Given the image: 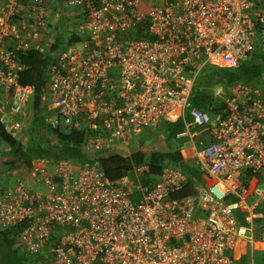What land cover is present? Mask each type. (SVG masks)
Listing matches in <instances>:
<instances>
[{"label":"built area","instance_id":"2783aa9c","mask_svg":"<svg viewBox=\"0 0 264 264\" xmlns=\"http://www.w3.org/2000/svg\"><path fill=\"white\" fill-rule=\"evenodd\" d=\"M61 2L73 9L65 26L58 0H0L4 129L23 139L32 120L20 55L58 46L41 95L50 129L86 125L97 135L83 148L99 153L182 119L177 137L193 152L184 163L205 182L174 197L189 182L182 167L147 184L145 163L118 180L97 162L26 167L0 192V227H20L15 248L45 264H255V252L264 256V72L219 86L224 106L212 115L191 94L209 68L264 56V0Z\"/></svg>","mask_w":264,"mask_h":264},{"label":"trees","instance_id":"16d2710c","mask_svg":"<svg viewBox=\"0 0 264 264\" xmlns=\"http://www.w3.org/2000/svg\"><path fill=\"white\" fill-rule=\"evenodd\" d=\"M138 36L140 33L137 34ZM77 39H75L76 41ZM58 50V46H53L47 53L38 51H30L20 55V61L25 66L24 70L18 75V81L22 85H31L34 87V94L31 99V108L33 116L30 124V140L28 145L29 154L24 157L22 166L32 167V163L37 160H48L57 162L62 159L72 161L77 165L98 163L102 171L110 180H118L125 176L135 164L145 163L149 167L147 177L144 180L147 184L150 180H154L162 170L166 167H182L188 175L187 187L174 195V197H183L195 194L194 184L199 182L204 184L205 179L202 172L190 163H184V157L181 149L186 145V137L178 138L177 136L185 131V122L163 121L159 126L163 132L167 149H157L148 151L147 149L138 147L139 143L147 140V136L129 149L118 151H104L92 153L86 151L83 146L88 136H96L89 127L78 123L68 128H59L52 130L46 124V120L41 113L45 112L41 105L42 89L46 84L48 77V67L54 60V53ZM264 72V56L254 55L250 60L242 62L237 68L233 69H214L209 68L205 73V81L196 83L191 94V103L194 107L199 108L206 113L212 115L221 110L224 106L222 100L215 96L212 91H204L200 87L203 82L213 86L226 87L235 82L255 83L258 82L261 74ZM214 82V83H213ZM45 120V121H44ZM187 122L192 118L187 117ZM26 132L24 133L25 137ZM51 136L53 139H51ZM23 137V138H24ZM20 137L9 134L0 123V146L8 148L10 151L21 153L23 145ZM25 146V145H24ZM28 152V151H27ZM10 163H7V166ZM21 165L16 166L19 168ZM20 232V227L2 228L0 227V264H33L35 259L41 256H33L28 258L27 253L19 252L15 248Z\"/></svg>","mask_w":264,"mask_h":264},{"label":"rangeland","instance_id":"374dc122","mask_svg":"<svg viewBox=\"0 0 264 264\" xmlns=\"http://www.w3.org/2000/svg\"><path fill=\"white\" fill-rule=\"evenodd\" d=\"M58 2L61 5L60 6V10H61L60 25L65 26L68 23V15L73 9L64 7L61 0H58ZM201 81H205V74L200 76L197 82L200 83ZM219 86L211 87L209 85V83H207V81H206V82H203V84L201 85L200 88L204 91L210 90V91L215 93ZM27 110H28L27 115L31 116V118H32L33 110L31 108V102L29 103ZM41 115H42V117L45 118V120H47L48 117H46L44 112H42ZM145 136H147L148 140H146L144 143H139L138 147L147 149L148 151L157 150V149H167L168 148V146L165 142V138L163 136V132H162L160 127L156 128V129H146L141 135L135 137L133 140H131L128 143V145H127L128 148L131 149L133 147V145L137 146L136 143L138 141H140ZM29 138H30V127L26 131L25 137L21 140V143L23 145V149H22L21 153L16 154V152H14V151H10V150L6 151V154L4 157L7 160L6 163H10V164H8L9 169H15L16 166L21 165L20 163H22V160L24 159V157L29 154L28 145L31 142V140ZM51 139H53L52 136H51ZM190 147H191V145L187 144L183 147V149H188ZM128 148H127L126 152H128ZM116 151H118V150H116ZM35 161H37V159H35L34 162ZM38 161H42V160H38ZM46 161H48V160H46ZM49 162H52V161H49ZM19 168L25 169L26 167L21 165ZM19 168H17V169H19ZM32 257L33 256H28L29 259H31ZM32 259H33V264H45L44 261L40 258L35 259L33 257ZM253 259H254L255 264H264L263 263L264 256L262 253L255 252L253 255ZM238 264H244V263L239 262Z\"/></svg>","mask_w":264,"mask_h":264},{"label":"crops","instance_id":"0c3cea01","mask_svg":"<svg viewBox=\"0 0 264 264\" xmlns=\"http://www.w3.org/2000/svg\"><path fill=\"white\" fill-rule=\"evenodd\" d=\"M148 140V139H147ZM145 142V141H144ZM143 142V143H144ZM8 150V148H5L4 146H0V192L7 189L8 187H11L16 180V177L19 173H21L23 171L24 168H15V169H9V166H5L6 163V159H5V154L6 151ZM184 153H186L187 155H191L193 152L190 149H184L183 150V155ZM46 162L49 161H33V165H44ZM47 167L51 168L52 164L51 163H47L45 164Z\"/></svg>","mask_w":264,"mask_h":264}]
</instances>
